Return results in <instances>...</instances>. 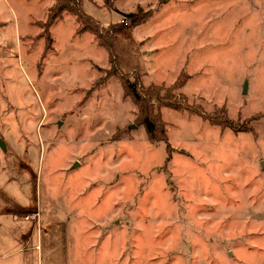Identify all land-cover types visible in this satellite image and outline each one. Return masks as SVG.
I'll return each mask as SVG.
<instances>
[{"label": "rangeland", "instance_id": "374dc122", "mask_svg": "<svg viewBox=\"0 0 264 264\" xmlns=\"http://www.w3.org/2000/svg\"><path fill=\"white\" fill-rule=\"evenodd\" d=\"M80 2L115 65L73 15L40 33L53 0H0V264H264V0ZM117 70L204 116L161 106L149 142Z\"/></svg>", "mask_w": 264, "mask_h": 264}, {"label": "trees", "instance_id": "16d2710c", "mask_svg": "<svg viewBox=\"0 0 264 264\" xmlns=\"http://www.w3.org/2000/svg\"><path fill=\"white\" fill-rule=\"evenodd\" d=\"M63 13L73 15L77 23L76 32H87L91 34L96 45L107 50L110 65H115L116 61L112 56L111 44L120 25L112 23L105 28L99 27L96 22L92 21L91 17L81 11L80 0H53L52 5L47 10L45 20L39 22L42 27L40 33L47 32L49 35V27L56 19L61 18ZM126 16L130 17L132 14H127ZM108 31L111 33H108ZM50 41L51 39L48 37L45 43L47 47H49ZM113 72L111 75L113 74L117 77L123 93L135 106V119L144 128L147 140L151 143H157L165 139V132L157 113L159 107L164 106L176 111L185 110L188 113L204 116L198 108L189 107L181 94L172 93L174 88L182 85L180 81L175 80L168 87H163L162 85H148L143 87L137 77L129 81L127 76L120 71ZM206 119L210 124L218 125L219 127H228L233 131H251L250 127H244L242 129L234 128L232 122L228 121L225 116L221 118L208 116Z\"/></svg>", "mask_w": 264, "mask_h": 264}, {"label": "water", "instance_id": "95a60500", "mask_svg": "<svg viewBox=\"0 0 264 264\" xmlns=\"http://www.w3.org/2000/svg\"><path fill=\"white\" fill-rule=\"evenodd\" d=\"M246 89V81L243 82L242 87H241V93H244ZM0 147H2V141L0 140ZM76 165V162L74 163Z\"/></svg>", "mask_w": 264, "mask_h": 264}, {"label": "built area", "instance_id": "2783aa9c", "mask_svg": "<svg viewBox=\"0 0 264 264\" xmlns=\"http://www.w3.org/2000/svg\"><path fill=\"white\" fill-rule=\"evenodd\" d=\"M119 23L126 25V24H127V21H126V19L123 17V18H121V19L119 20Z\"/></svg>", "mask_w": 264, "mask_h": 264}]
</instances>
